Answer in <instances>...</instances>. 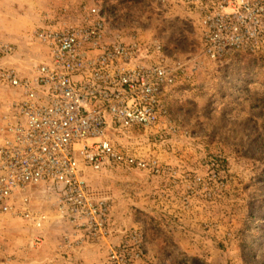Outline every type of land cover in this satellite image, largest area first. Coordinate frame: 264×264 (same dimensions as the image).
<instances>
[{
	"label": "rangeland",
	"instance_id": "1",
	"mask_svg": "<svg viewBox=\"0 0 264 264\" xmlns=\"http://www.w3.org/2000/svg\"><path fill=\"white\" fill-rule=\"evenodd\" d=\"M83 7L100 8L114 33L161 43L163 64L183 68L155 126L107 133L117 151L144 160L148 168L111 164L84 170L93 195L111 204V233L81 248L63 241L61 264H89L75 252L102 244L108 247L102 264H118L110 252L124 244L132 255L126 264H264V56L205 58L199 18L183 0H0V14L6 9L14 23L6 28L0 15V43L15 48L14 56L0 53L1 66L31 74L47 60V49L34 35L45 14L66 8L75 21ZM11 8L24 14L22 24ZM29 8L37 21L26 14ZM18 97L0 84V120ZM115 205L129 221L118 244L112 243ZM53 206L50 214L57 212ZM8 224L6 231L24 228L35 248L44 241L23 220Z\"/></svg>",
	"mask_w": 264,
	"mask_h": 264
},
{
	"label": "built area",
	"instance_id": "2",
	"mask_svg": "<svg viewBox=\"0 0 264 264\" xmlns=\"http://www.w3.org/2000/svg\"><path fill=\"white\" fill-rule=\"evenodd\" d=\"M183 2L199 18L205 58L264 56V0ZM34 35L47 60L31 74L0 64V84L19 95L0 120V219L41 229L49 217L35 207L34 194L44 192L72 226L74 239L65 237V246L81 248L109 236L112 213L107 200L93 195L84 170L148 168L117 151L107 133L155 126L183 66L164 65L157 41L112 32L97 7H83L75 21L66 8L46 13ZM0 53L8 58L15 48L0 43ZM131 257L127 244L110 252L118 264Z\"/></svg>",
	"mask_w": 264,
	"mask_h": 264
},
{
	"label": "crops",
	"instance_id": "3",
	"mask_svg": "<svg viewBox=\"0 0 264 264\" xmlns=\"http://www.w3.org/2000/svg\"><path fill=\"white\" fill-rule=\"evenodd\" d=\"M13 12L17 13L22 21H18V24H22L25 21L24 14L20 13L17 9L11 8ZM7 10H2V18L1 24L6 28L14 27V23L12 20L8 18L9 13ZM24 11V9H23ZM22 11V12H23ZM5 12V13H3ZM26 14L31 16L33 20L38 19L36 11L34 8L26 9ZM0 14V15H1ZM26 16V15H25ZM37 21V20H36ZM17 26V25H16ZM15 26V27H16ZM7 41V40H6ZM27 64L26 62H23ZM37 199L35 201V205L39 210H44L46 215H49V220H46V224L43 229H35L33 227L27 228V231L34 233L36 236L43 237L44 241H42L39 247L35 248L32 240L27 238V232L24 231L22 227H14L15 231L4 230V223L8 224L5 227L14 226V222H17L18 219H13L11 216H5L3 221L0 223V243L3 244V252L0 251V264H61L63 261V254L67 253V248L63 247L64 238L69 236L70 239L72 237V226L64 221L59 214L56 212L51 213L53 206V201L50 199V195L44 194V192L37 191L36 193ZM38 196L40 198L38 199ZM116 206V205H115ZM55 208V207H54ZM56 210V209H55ZM126 213L120 210V207L116 206L113 211L112 218V230H113V238L112 243L118 244L124 237L125 230L127 225ZM129 220V219H128ZM7 221V222H6ZM9 229V228H8ZM30 241V242H29ZM92 247V246H91ZM87 246L81 250H77L76 258L80 260H84L89 264H102L107 254V246L102 244L99 246H95L91 248ZM16 255L13 256V261L8 260V255ZM12 257V256H11Z\"/></svg>",
	"mask_w": 264,
	"mask_h": 264
},
{
	"label": "bare ground",
	"instance_id": "4",
	"mask_svg": "<svg viewBox=\"0 0 264 264\" xmlns=\"http://www.w3.org/2000/svg\"><path fill=\"white\" fill-rule=\"evenodd\" d=\"M32 225V224H31ZM44 225V224H43ZM33 226V225H32ZM34 227V226H33ZM43 227V226H42ZM36 228V227H35ZM39 229V228H38Z\"/></svg>",
	"mask_w": 264,
	"mask_h": 264
}]
</instances>
